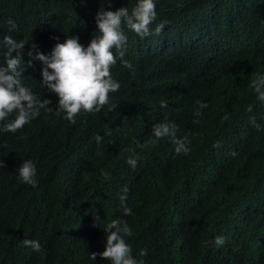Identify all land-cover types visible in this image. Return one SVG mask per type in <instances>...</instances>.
<instances>
[{
  "label": "trees",
  "instance_id": "trees-1",
  "mask_svg": "<svg viewBox=\"0 0 264 264\" xmlns=\"http://www.w3.org/2000/svg\"><path fill=\"white\" fill-rule=\"evenodd\" d=\"M136 2L111 0L109 7L110 0H0V52L6 51L2 40L10 33L9 19L17 24L13 38L32 39L41 52L49 54L52 34H62L59 43L66 36H78L87 46L96 31L98 11L119 7L131 11ZM155 3L157 18L150 27L154 30L164 23L159 36L141 39L124 29V59L132 68L118 60L111 69L120 83L119 91L110 94L118 104L116 110L105 107L99 113H81L72 124L63 113L58 116L41 109L16 133L0 132V160L5 165L0 168V264H111L99 255L92 260L89 253L104 250L107 233L103 228L118 219L116 208L121 207L120 196L127 186L126 204L132 212L124 221L132 235L125 239L138 264H264V103L235 67H230L223 82L238 83L242 91L233 93L220 84L217 91L197 92V101H209L201 119L194 116L198 105L189 108L187 96L165 102L178 128L191 135L190 153L164 165L165 182L149 185L154 175L143 176L142 166L128 179L114 175L107 180L133 149L137 157L163 143L145 144L148 130L164 121L158 112L161 103L147 99L145 95L153 91L142 88V79L133 70L151 67L148 45L179 44L196 34L204 19L236 18L245 8L239 0ZM161 6L173 9L163 13L158 10ZM261 15L264 6L246 7L242 13V17ZM252 56L250 67L259 63L255 71L263 72L264 53L255 51ZM175 59L176 53H163L166 65ZM41 67L34 60L21 80L41 99H50L55 109L58 97L40 86ZM250 105L251 112L247 111ZM141 112L150 114L151 124L145 123L144 129L137 125L127 134ZM14 117L15 113L9 119ZM97 135L103 137L99 143ZM217 141L220 147H214ZM137 142L143 147H137ZM26 159L35 162L36 187L18 179L16 170ZM160 212H166L172 222ZM190 219L188 226L175 225ZM80 230L84 232L79 235ZM213 234L226 237L225 244L205 245ZM24 239L38 240L41 251L24 246Z\"/></svg>",
  "mask_w": 264,
  "mask_h": 264
},
{
  "label": "clouds",
  "instance_id": "clouds-1",
  "mask_svg": "<svg viewBox=\"0 0 264 264\" xmlns=\"http://www.w3.org/2000/svg\"><path fill=\"white\" fill-rule=\"evenodd\" d=\"M239 2L249 9L264 6V0ZM108 5L111 6V0ZM245 8L236 18L204 19L199 31L179 44L148 45L152 56L151 67L133 70L135 77L139 76L142 79V88L153 91L145 95L147 99L161 103L158 112L164 121L154 125L152 131L148 130L144 138L145 144L151 145L157 141L163 143L159 147L142 151L137 157L133 149L126 157V163L115 168L107 180L114 175L128 179L139 166H142L143 176L145 173L154 175L149 185L165 182L167 177L164 175L166 168L164 165L173 161L175 156L188 155L191 151V135L178 128L165 102L187 96L191 99L189 108L198 105L194 116L201 119L209 106V101L207 99H203V102L197 101L195 95L197 92L217 91L220 84L233 93L238 89L242 91V86L238 83L223 82L228 78L230 67H235L241 73L240 76L253 89L257 100L264 103V71L260 73L255 71L259 63L255 68L250 67L251 59L255 57L252 53L255 51L264 53V15L242 17ZM156 9L155 0H137L131 11L127 7H119L114 11H98L95 15L96 31L87 46L79 42L78 36H66L64 42L59 43V36L62 34H52L47 44L52 45L49 54L41 52L32 39L29 41L25 38L19 40L13 38L17 37V24L9 19L7 31L10 33L2 40L6 51L0 52V132L16 133L38 117L41 109L54 112L58 116L63 113V118L72 124L76 123V117L81 113L95 114L105 107L109 111L116 110L118 104L110 94L119 91L120 83L112 77L111 69L118 60L124 67L132 68L131 63L124 59L127 43L124 29L126 27L133 31L141 39L151 35L159 36L165 24H158L154 30L150 27L157 18ZM171 9L173 8L161 6L158 10L165 13ZM97 32L99 35H96ZM163 53H176V59L166 65ZM25 56L28 57L27 60L24 59ZM34 60H39L42 64L41 88H46L58 97L55 109L50 107L52 104L50 99H41L22 83L21 77L27 68L33 67ZM247 111H252L251 105ZM261 111L264 116V110ZM14 113V119H9ZM151 121L148 112H141L140 116L137 115L135 125L128 127L126 133L135 131L137 125L144 129L145 123L151 124ZM254 126L259 130L258 124ZM102 139L103 137L99 135L95 137L98 143ZM137 147L143 145L137 142ZM214 147H220V142L217 141ZM4 167V162L0 160V168ZM16 171L22 183L37 186L34 161L24 160ZM127 189L128 186L122 190L121 207L116 208L118 219H113L103 228L104 233H107L104 250L100 253H89L90 259L95 260L99 255L103 260H109L111 264H138L132 255V247L125 239L132 235V229L124 221L126 215L132 212L131 207L129 209L126 204ZM160 213L167 221L172 222L166 212ZM184 216L185 214L182 216L183 222ZM96 219L99 220L100 216L97 215ZM190 221L191 219L185 224L177 222L175 225L188 226ZM94 225L100 227L96 223ZM217 228L222 234L225 231L222 226ZM83 232L80 230L79 235ZM221 235H209L204 241L205 245L215 248L223 246L226 237ZM22 243L35 252L41 251L38 240L24 239Z\"/></svg>",
  "mask_w": 264,
  "mask_h": 264
}]
</instances>
